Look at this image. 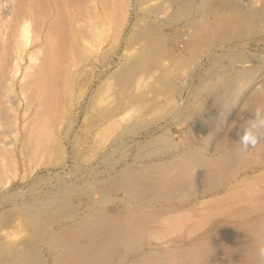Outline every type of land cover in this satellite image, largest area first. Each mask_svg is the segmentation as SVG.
Instances as JSON below:
<instances>
[{
	"label": "bare ground",
	"instance_id": "1",
	"mask_svg": "<svg viewBox=\"0 0 264 264\" xmlns=\"http://www.w3.org/2000/svg\"><path fill=\"white\" fill-rule=\"evenodd\" d=\"M33 1L36 5L37 2ZM52 1L56 10L45 11L47 17V12H50L49 20L37 48L28 53L29 63L22 73L21 79L24 78L29 92L24 89L29 96L24 109L28 114L18 130L14 127L15 119L7 112L12 108L7 104L15 90L16 81L11 71L18 63H15L18 48L15 50L16 47L11 45L4 52L0 49V126H10H6L7 130L0 129V174L7 168L8 160L27 165L28 169H24L27 176L40 157H46V160L51 157L53 165L64 164L68 154L67 138L74 141L71 153L77 155L81 150H87V154L80 155L87 159V156L105 149L110 139L143 127L147 122L145 114L153 109H160L157 110L160 114L161 110L164 113L170 111L168 102L175 91L174 79L182 70L190 72L199 56L210 50L215 41H226L243 23L249 26L254 17H261L256 15L259 9L243 10L237 0H207L214 18L208 23L204 16L206 6H199L196 12L199 17L192 19L193 29L187 31L182 53L166 44L167 36L161 32L158 21L135 22L126 37L128 46L124 47L128 51L133 41L139 45L125 51L119 68L97 85L83 112L79 134L72 132L71 128L76 115L74 110L81 103L88 86L80 80L83 68L85 70L88 66L82 63L88 57L83 58L85 51L78 40H89L92 30L87 36L89 31H85L83 23L80 22L79 27L70 23L74 18L78 19L86 0ZM99 1L105 12L102 14L111 22L121 24L119 21L125 15L122 3L125 1ZM34 2L31 5L34 6ZM156 4L150 3L149 6L147 3V10H159L160 4L155 7ZM188 4L176 6L178 17L185 14ZM118 6H121L119 12L111 17L110 9ZM82 9L88 11L87 8ZM70 10L74 16H70ZM260 11L262 13L264 9ZM59 21L63 22L62 27H58ZM26 22L22 21L23 24L13 33L25 36ZM252 25L255 24H251V28ZM59 29L64 31L60 33ZM247 29L245 32L241 30L242 34L247 33ZM16 35L14 39L13 34L10 35L13 42ZM91 41L85 42L89 44L87 48L84 46L86 51H89ZM73 55L77 60L72 59ZM87 61L86 64L91 62ZM254 74L246 67L221 81L216 79L201 84L210 100L208 108L212 110L205 114L208 109L196 106L197 115L193 123L204 127L205 138L209 140L222 126L231 101L236 102L237 92L246 80H253ZM161 95L165 101H160ZM17 106H14L15 110ZM239 109L240 112L232 117L219 137L216 146L219 152L212 155L204 148L207 139L203 145L185 143L181 151L175 153L176 144L163 133L161 140H156L161 144L149 149L145 157L173 152L166 159L146 160L139 167L124 166L117 175L105 180V186L75 184L68 192L34 196L32 201L21 207L15 206L14 202V208L11 206L0 212V227H8L15 217L13 227L16 228V233L0 237V264H47L39 249L41 242L51 255V264H264V256L259 254V250L264 248V125L254 121L257 110H260V118L264 119V79L250 88ZM6 119L9 124H5ZM126 119L129 122L125 123ZM253 124L257 126L253 128ZM245 128H251L259 136L255 147L244 148L241 145L239 140ZM5 131L11 132L9 140L3 136ZM247 170H252V173H246ZM108 186L120 190L123 196H112ZM95 191L98 197L93 196ZM73 197L84 199L83 209L79 208V203L73 204ZM119 200L122 206L118 205ZM111 204L115 205L114 210L108 208ZM11 210L15 211L14 216ZM151 238L158 241L156 246L161 249H144Z\"/></svg>",
	"mask_w": 264,
	"mask_h": 264
},
{
	"label": "rangeland",
	"instance_id": "2",
	"mask_svg": "<svg viewBox=\"0 0 264 264\" xmlns=\"http://www.w3.org/2000/svg\"><path fill=\"white\" fill-rule=\"evenodd\" d=\"M35 1L37 3L39 1V3L38 4L36 3L35 5V2L33 0L32 1L31 0H0V49L2 48L4 52V49L11 47V45H14L16 47L15 50L17 48L19 49V50L17 49L16 51L18 55L17 57L19 59L18 58L15 59V63L18 62L19 64L18 63H16L17 65L14 64L16 66V67L14 66L12 70L14 73L11 71V74L14 75V79L16 81L14 83L15 90L13 94H11V99H10L11 102L7 104L9 105L8 108L12 107L9 108L10 110L8 109L7 112L8 111L11 112V113L8 112L9 117L15 119L16 125L14 123V127H16V130H18L22 126L21 122H23V119L26 118L28 114V111L26 110L24 111V109L27 107L26 105L29 98L28 94L26 93L28 92V90L26 91L24 78L21 79L23 75L22 73L24 71V67L29 63L28 53L37 48L36 45L40 41V37L43 34L42 32L46 26V22H48L49 20V16H50L49 13L56 10V7L53 5L52 0H35ZM89 1L90 0L88 1L86 0V5L82 6V8H87L88 11L86 9L81 8L82 11L81 10L79 11L80 13L78 14L79 15L78 19L76 18L77 19L76 20L74 18V20H72L70 23L71 25H73V27H79L81 26V23H83L82 27H84L85 31H89L87 32V36L92 30V33L89 34L90 36L89 40L93 41V42L91 41L92 43V45H90L91 47L89 46V48L87 49L90 51L89 52L86 51L85 49V47L87 48V46L89 45V44L86 45L85 42L90 43L89 40L84 39L86 41H83V39L81 40L79 39L80 37L77 38L79 39L78 42L84 48L85 51V53H83L84 54L83 58L85 59L86 57H88V59L86 58V60H88L89 62L91 61L89 64L88 63L86 64L85 62L86 60H84V62L82 63L83 66L86 65L88 66L85 67L86 73L83 68L82 72L84 73L82 74L80 80L81 82L85 81L84 85L86 84L88 86L86 93L83 99L81 100V103H79L77 105V108L74 110V112H76V115H74L72 121L73 124L72 126L73 128H71L72 132H76L79 134L81 133L80 128L83 125L82 122L83 112L90 103L91 96L94 93L97 85L101 82V80L107 78V76L110 73L116 71L119 68V65L123 60L124 53L138 47L139 44L133 41L131 44H129V46L132 48H130L128 51H126L127 49L125 48L126 46H128L126 42L127 40L126 37L129 36L130 32L133 30V27L135 26L134 25L135 22H138L139 20L141 21L146 20L157 23L158 21L160 30H162L161 32H163V34L165 33L164 36H167V38H165L167 42L166 44L170 48L172 46V49L174 51L176 50L177 53H182L184 52V45H185L184 40L188 36L187 31L189 32L191 29H193L192 19L194 17L195 18L199 17L197 16L196 12L201 7V5H204V7L206 6L205 14H204L205 19L207 17L206 21L209 23V21H212L214 18L213 13L210 11V9L207 6L208 4L207 0H188V2L187 0H185L186 1L185 3L183 0L182 1L179 0L177 2L174 1L170 2V0H163V1L124 0L126 4L124 2L122 4L124 8L123 15L124 13L125 15L123 19L119 21V23L122 21L121 24H117L118 22H111V20L108 19L105 14H102L105 12L99 0L98 1L92 0V2L90 3ZM95 1H97L98 3ZM237 1L243 10H248L251 7H253L255 10L259 9L258 11L259 14L257 12L256 15L257 16L259 15L261 17L263 16L261 19L262 21L260 20L261 17L259 18L256 17L258 18V20H260V22H258V20L254 17V20L251 22V24H255V25H252L253 26L252 28H251V24L249 26H246L248 24L243 23L241 25V28L236 30L230 36L229 39H226V41L219 40L220 42L215 41V43L211 46V49L208 50L209 52L205 50L199 56L200 58L199 60H197L198 62H196V65H194L193 68L190 69L191 70L190 72L186 73L184 72V70H182V72L174 79L175 91L171 95V99L169 100L170 102H168V105L171 104V106H169L171 107L170 111L164 113V111L162 112L161 110V114H162L161 115L160 112L157 113L158 112L157 110L160 109H155V110L153 109L152 110L153 112L151 111L145 114L144 119H146L147 117L146 119L147 122L143 127L134 130L125 131L124 133L116 136L113 140L110 139L105 149H100L101 150V151L99 150L100 153L99 151H97L96 155L95 153H93L94 155L92 154V156L88 154L89 156H87V159L85 157L83 158L81 157L82 154L83 156L84 154H87L88 152L87 150L85 152L81 150L80 153L77 155H73L71 153L74 147V141L73 139L70 140L67 138L65 139V143L67 145L68 154L67 157L65 158L66 161L64 164L53 165V163L50 162L52 159L51 157L50 158L48 157L49 160L48 158L46 160V157L45 158L40 157L39 162L41 163L38 162V164L33 168V170L31 169V171H29L30 173L28 172V176H27V172L26 170H24V169H28L27 165H24L20 161L12 162L10 160L11 161L10 162L8 160V163L10 165L6 164L7 168H5V170L3 171L5 173L2 172L0 174V212L9 209V207L11 206L13 208L15 206L21 207L26 203H28L29 201H32L34 199L33 198L34 196L43 197L51 193L68 192V190L75 184L95 183L97 187H99L98 184H100V186H105V180H107L111 176L117 175L119 170L124 166L139 167L140 164L146 162V160H158V158H160L161 160L166 159L168 158V155L172 154L173 152L167 151L160 155L145 157V153L149 149H152L157 145L161 144L160 142L158 143L156 140H161V134L163 133L168 134L170 139L176 144L177 149L175 148L176 150V151L174 150L175 153L180 152L181 148L183 147V144L185 143L193 144V145L194 144L203 145V141L207 139V137L205 138L204 127L199 125H194L193 123L197 115L196 106H204L206 109H208L209 111L208 110L204 111L206 112L205 114L210 113V110L212 109L208 108L210 100L207 92L201 88V84L206 83L207 81L211 82L216 79L221 81L225 79V77L227 78V76L231 77L232 74L235 73L236 71L242 70L247 67L251 69L252 73H255L253 75L254 76L253 80L252 81L246 80L240 91L239 92L236 91L237 94H239V97L236 100V102L233 103L234 100L231 101L230 107H228L229 110L227 111V115L224 117L222 126L209 140L207 139L208 141L207 140L205 141L206 145H204V148L206 149L208 154L212 155L216 152H219V149L216 146L218 144L220 135L222 134L224 129H226L232 117L240 112L239 108L243 100H245V97L248 96V93L250 92V88H252L253 86H257L264 79V28H263L264 12L260 13L261 12L260 10L263 11L264 9V0H237ZM32 2H34V6L31 5ZM147 3L149 4V6L150 3L152 5L157 3L155 7L158 5V3L160 4V6L161 5L162 6L160 7L158 5L159 10L157 8L158 11L157 10L155 11L158 13L149 12L147 10V8L149 7ZM187 3H189L187 8L188 10L186 11L187 13L185 12V14H183L181 18L178 17L175 13V8ZM47 4L48 5L50 4V6H48ZM92 4L95 5L96 7L94 8ZM32 6L33 9L30 10ZM120 7L121 6H118L116 7V9L113 10L110 9V11H112L111 17L112 16L115 17V15H117V12H119L120 10L118 8ZM26 10L28 12H26ZM47 10L50 11L47 12L48 17L47 14H45V11ZM91 10L94 12H92ZM125 10L126 12H124ZM83 13L84 15L86 13L87 14L84 16ZM174 13H175V17H174ZM36 14L38 16H36ZM69 14H71L70 16H72L73 11L70 10ZM32 15L34 16L32 17ZM91 15L94 16V18H92ZM21 17L23 18V20ZM41 17H43V19ZM85 17L86 18L89 17L88 18L89 22L88 20H86ZM35 18L37 20H35ZM38 18L41 19L39 20ZM79 19L81 20L83 19V21L84 20L85 21L83 22L80 21ZM19 20H22L24 22L27 21L26 22L27 24L25 25L27 32L25 33L28 36L25 34V36H23L24 38L21 37V35L19 36L16 35V33H13V31L16 32V28L19 27V25H21L22 23V21L19 22ZM74 21H77L78 23L76 22L74 23ZM16 22L17 24L15 27ZM41 22L42 25H40ZM59 22L57 23L58 27L59 26L62 27L63 22L62 23L61 21ZM74 24H76V26ZM85 24H89V25L85 27L86 26ZM93 24L96 25L94 26V28H93ZM88 27L89 29H86ZM245 28L246 29L249 28V29H247L246 31L247 33L242 34L243 33L242 31L245 32ZM251 29L253 30L251 31ZM61 31L63 32L64 30L59 29L60 33ZM175 33L177 34L176 36L174 35ZM12 34H13L12 39H14V35H16L14 42L11 40L12 36L10 35ZM93 34L95 36H93ZM170 36L173 37L171 38ZM93 49L94 51H92ZM39 55L41 56L42 53L39 52ZM73 56L74 58L72 59L77 60V57H75V55ZM17 70L18 72L16 73ZM88 70H90V72ZM88 78L91 80L89 81ZM26 80L27 79L25 78V81ZM112 81L113 80L111 79V83H113ZM88 82L90 84H88ZM24 89L26 92L24 91ZM77 90L78 88L76 89V91ZM160 101H165L164 95L160 96ZM13 104H15L14 106L18 105L16 110ZM194 107L195 109H193ZM148 118L150 121L148 120ZM4 122L5 124H9L7 119ZM127 122H129V119L125 120V123ZM6 126L8 125H5V127L0 126V129L6 128ZM8 127L6 128V130L8 129ZM10 133L11 132H6V131L4 132L3 136L6 140H9L12 137ZM12 133H14V131ZM5 134L7 137L5 136ZM90 157L93 158L91 159ZM12 163L16 164L17 166L12 165ZM6 169H8V171ZM246 173H252V170H247ZM108 187H109L108 188L109 193L110 194L112 193L111 194L112 196L120 197V198L123 196L120 190L117 191L113 186L112 187L108 186ZM93 196L98 197V192L95 191L93 193ZM71 199H72L71 201L74 202L73 204L78 205L79 203L78 205L79 208L81 209L84 208V204L82 203L84 202L83 198L75 199V197H73ZM14 202H15V206H13ZM118 203L119 206H122L121 204H123L122 202L120 203V200L118 201ZM108 208L110 210H114L116 207L115 205L111 204L108 206ZM12 211L14 210H11V212ZM14 214L15 211L12 212L13 216ZM13 219L14 220L13 221L11 220V223L8 225V227L7 226L3 228L0 227L1 228L0 237L2 235L5 236L9 233L11 234H14L13 232L16 233V228L13 227L14 226L13 224L15 222V217H13ZM19 234L22 235L24 233H19ZM153 242L155 243V245H153L154 244ZM157 243L158 241L153 238L148 239L144 249L147 250L149 249V247L152 248L154 247L153 249H158V248L161 249V247L156 246ZM44 248L45 246L41 242L39 244L41 255L45 256L44 258L47 264H51V255L47 251V249ZM131 258L132 256L129 257V260Z\"/></svg>",
	"mask_w": 264,
	"mask_h": 264
},
{
	"label": "clouds",
	"instance_id": "3",
	"mask_svg": "<svg viewBox=\"0 0 264 264\" xmlns=\"http://www.w3.org/2000/svg\"><path fill=\"white\" fill-rule=\"evenodd\" d=\"M255 114L256 118L254 119V121H258L260 125H264V119L260 118V110H257ZM256 126V124L252 125L253 128ZM239 141L244 148L255 147L259 142V136L256 135L251 128H245L243 130V134L240 136ZM259 254L261 256H264V248H261L259 250Z\"/></svg>",
	"mask_w": 264,
	"mask_h": 264
}]
</instances>
